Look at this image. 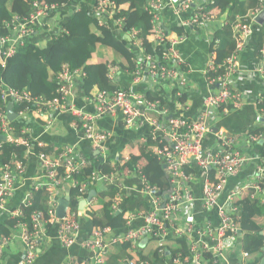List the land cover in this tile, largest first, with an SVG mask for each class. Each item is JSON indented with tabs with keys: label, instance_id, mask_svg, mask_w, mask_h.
<instances>
[{
	"label": "built area",
	"instance_id": "1",
	"mask_svg": "<svg viewBox=\"0 0 264 264\" xmlns=\"http://www.w3.org/2000/svg\"><path fill=\"white\" fill-rule=\"evenodd\" d=\"M215 0H150L152 15V31L159 41H170V53L166 63L158 64L151 56L139 49L136 53V67L131 72L134 85H142L144 88H152L160 85L162 81L170 80L172 88L186 91L189 85L187 72L189 64L176 44H183L187 41L188 34L176 35L169 32L166 24L167 19L177 25L192 29L195 32H205L207 28L217 22L219 11L210 5ZM56 4L41 3L39 0L31 2V11L28 16L14 17L6 24V34L0 38V51L5 61L6 58L15 54L18 47L34 37L38 29L43 25L48 12L54 9ZM264 9V0L258 1V6L250 10L246 15L237 17L234 25V37L238 44V52L242 51L245 42L253 35L256 18ZM95 13H103L106 17L101 25L111 24L118 31H122L125 24V17L115 18L120 10H115V2L99 0ZM165 17L163 18V16ZM166 18V19H165ZM222 25V23H221ZM139 32L133 30L127 32L126 36L131 38L135 48H139L137 36ZM136 39V41H135ZM205 39L211 43L213 37L205 34ZM261 74L264 77V48L261 50ZM216 53L213 52L210 58L209 72L215 71ZM238 54L228 59L233 71L236 72ZM111 74L114 77L117 66L109 65ZM179 68V69H178ZM238 73V72H237ZM86 73L80 68H71L69 64L57 75L59 84L58 96L53 99L34 97L28 90L5 86L0 83L2 100L4 106L10 102H27L38 112L43 113L45 109L66 112L73 118L71 126L80 133L82 138L91 140L98 149L103 150L106 142L109 143L111 132L100 129L97 121L109 115L120 114L126 128H132L138 124H147L154 137H164L168 143L155 148V152L166 165L170 173L173 187L164 199L159 194V187L153 185L143 172L142 166L136 171L126 170L114 164L110 172L93 171L85 181L74 178L79 174L89 160L81 156L74 145L66 144L59 147L55 153L39 152L38 158L42 169V175L35 182L30 191L26 194L22 204L32 206L33 192L46 187L53 198L50 201V216L34 209L30 213L31 225L20 222L15 232L10 235L0 234V261L4 248L13 241L20 240L24 245L23 260L25 264L35 261L41 241L47 236L49 226L58 221L57 239L63 247H71L77 240L81 229V221L78 211L68 209L64 219H59L56 214L58 205L57 197L65 192V186H80V192L85 194L89 185L95 183L113 184L121 180L125 175L134 173L142 174V185L144 192L149 195L151 209L144 214L145 225L141 229H128L123 236V241L131 240L138 244L147 235L151 234L158 241V250L165 253L167 248L165 240L175 233L178 237H186L188 241V255L179 253L173 260L165 264H223L226 254L235 246L241 236V206L240 199L249 190H252V199L260 201L264 205V153L257 158V169L254 180L242 188L226 190V184L230 177L238 174L246 162L242 155L237 136L227 133L219 128L215 131L212 124L219 109L229 110L232 104L237 107L247 102L248 95L241 91L230 89L229 74L220 75L210 79V85H216L218 91L208 95L203 104L201 113L196 118L181 115L162 120L168 110L159 105L158 102L150 101L143 93L118 90L107 92L96 90L89 100L94 103L96 109L88 112L77 106L74 101V84L76 78H82ZM181 95V91H179ZM258 107L256 120L264 121V108L260 107L262 100L255 101ZM31 108L27 107L18 114L20 122L30 113ZM16 119V120H17ZM12 122L7 115V107H0V146L3 142L24 144L30 146L29 142L17 137ZM214 133L217 139L216 149L210 150L204 146L207 134ZM264 137L263 134L251 135L250 143H258ZM145 139V138H144ZM28 154V153H26ZM193 163L202 172L203 193L198 198L190 186L192 174L186 172V165ZM60 168H64L63 173ZM27 171V163L23 159L15 158L12 162L0 166V206L6 205L15 195L21 180ZM213 171V176H210ZM197 174V171H196ZM226 194V200L221 203L220 197ZM83 198V195H81ZM199 201L200 208L206 212H216L219 223H200L195 217V205ZM92 206V202L88 203ZM114 209H119L114 205ZM20 210L11 212L10 216L17 217ZM135 214V213H134ZM134 214L130 215L128 224ZM166 223L168 225H166ZM104 231H95L83 241V246L94 252L93 259L77 261L70 258L71 264H105L108 253V242L105 240ZM247 256L246 250L244 257ZM129 264H149L142 261H130Z\"/></svg>",
	"mask_w": 264,
	"mask_h": 264
},
{
	"label": "trees",
	"instance_id": "2",
	"mask_svg": "<svg viewBox=\"0 0 264 264\" xmlns=\"http://www.w3.org/2000/svg\"><path fill=\"white\" fill-rule=\"evenodd\" d=\"M32 1L34 0H0V38L6 34L7 22L17 16L21 18L28 16L32 9ZM39 1L42 4L54 3L57 6L49 10L47 18L44 19L43 25L38 29V32L25 45L18 47L13 56L6 58L4 61L2 51H0V83H3L5 86L26 89L34 97L53 99L58 96L57 89L59 84L56 77L63 69V66L69 64L71 68H80L86 73V76L82 77L83 92L86 96H93L96 90L112 93L119 89L127 88L120 81L110 78L109 65L114 64L117 66L121 75L126 73V71L131 74L136 67L135 57L139 49H143L144 53L151 56V59L157 61L158 64H163L167 61L171 43L168 40L159 41L153 34L152 15L147 11L152 9L149 4L150 0H108L115 2L116 11L120 10V13L116 14L115 18L119 16L125 17V24L122 31L113 28L111 24L101 25V21L106 15L103 13H95V8L99 0ZM258 1L215 0L214 4L210 5V8L215 7L219 11L217 22L221 21L222 26H220L215 34H212L213 39L210 43L211 57L213 52L216 53V70L209 72L211 62L208 63V67L205 70V78L209 85L211 84V78L226 74H229L231 83V78L238 74L239 56L243 50L240 52L237 51L238 44L234 37V25L237 22V17L246 15L250 10L256 8ZM45 20L47 21L46 23ZM169 20L172 19H167L166 27L169 32H173L176 35L186 33L189 35L188 28L180 24H174L172 21L169 22ZM52 22H55V24ZM258 27L260 30L257 35L256 52L260 53L262 57L261 50L264 48V25ZM133 30L139 32L137 36L139 48H135L131 38L126 36L127 32L132 33ZM190 30L192 33L195 32L192 29ZM44 32L48 33L46 39L37 42L36 40L39 34ZM180 46L181 43L176 44L178 50ZM236 54H238V58L236 60L237 68L235 72L228 63V59ZM172 86L173 84L170 80H167L162 81L160 85L152 88H143L140 91L148 100L158 102L160 106L167 108L168 112L162 117V120H168L171 117L179 115L186 118L185 114L179 113L178 110L184 107L188 99V87L184 91L172 88ZM210 86L216 89L211 94L218 91L216 85ZM230 89L233 92L239 91L236 88L234 89L232 84H230ZM179 91H181V95H179ZM263 97L264 91L259 95L258 99H263ZM28 105L27 102H16L14 104V111L20 114L22 110L29 107L31 111L27 115H34L38 121L43 120L44 115L49 111L45 109L43 113H40L32 105ZM7 106H4L0 89V107L5 108ZM260 107L264 108V101ZM24 123L17 119L12 122V125L17 137L27 140L30 146L8 141L3 142L0 146V166L12 162L15 158L23 159L27 163L28 156L26 153H34L38 157L41 151L54 154L59 148L53 144L44 145L33 140L27 131H25L27 126ZM253 131L264 133V122L258 125V127H252L251 132ZM166 143L168 141L164 137L160 135L154 137L151 131L148 130L142 139L133 140L131 142L132 149L122 154L114 163L111 161H103L98 156H93L91 157L92 159H88L89 163L83 167L82 171L79 174H74L73 177L85 181L93 171H112L114 164L119 165L123 171H136L142 166L143 172L150 183L159 187V194L165 199L171 191L173 184L170 173L167 168H164L165 163L158 157L155 148L163 146ZM262 148L261 153H264V147L262 146ZM185 167L186 172L192 174L190 186L194 194H196L195 183L198 179L202 180L203 178L202 174H196V171L200 168L193 163ZM63 171L64 168H60V172L63 173ZM134 174L139 175L142 179V174ZM213 174L214 172L210 171V176H213ZM67 185L70 186L69 191L71 195L68 209L78 211L81 228L84 227L87 238L98 230H117L126 228L127 226L130 227L134 219L138 217L144 219V214L151 209L149 195L145 193L147 203L141 200L139 204H145L146 207L137 211L135 214L133 213L134 217L131 219L130 224H128L130 215L126 206L135 200V195L127 193L118 195V192L114 188H100V185H108L103 183L89 185L85 194L80 192V186H71L69 183ZM92 190H95L96 194L90 200H87ZM252 192V190L247 191L240 199L242 214L241 230L244 241L243 249L247 252V256L244 257L242 264H259L264 256L262 250L264 247V235L262 234L264 231V205L260 201L252 199ZM201 193H203V187ZM81 195H83V198H81ZM52 198L53 196L46 187L34 191L32 206L21 204L19 207L9 210L8 217L0 223V234L10 235V232L13 233L18 229L20 222H26L31 225L30 213L34 209L44 212L49 217L50 201ZM82 200H87V204L83 210L80 209ZM89 202H92V206L88 204ZM114 205L119 209H114ZM15 210H20L22 214L17 217L10 216L11 212ZM166 225L168 224L166 223ZM49 227H52V225ZM131 229L138 230V228ZM146 238L150 242L153 240L157 243V250L144 254L141 247H139L140 242L135 245L131 240H115L108 244L105 264H129L130 261L165 264L173 260L179 253L183 255H188L189 253L186 237L173 235L172 239H176L181 247L180 249L167 248L165 253H161L158 250V241L151 234L147 235ZM169 240L168 238L165 240V246H167ZM126 250L131 252V256L124 259L121 253ZM136 253L138 259L135 260L134 255Z\"/></svg>",
	"mask_w": 264,
	"mask_h": 264
},
{
	"label": "crops",
	"instance_id": "3",
	"mask_svg": "<svg viewBox=\"0 0 264 264\" xmlns=\"http://www.w3.org/2000/svg\"><path fill=\"white\" fill-rule=\"evenodd\" d=\"M53 21V20H52ZM171 20H169L170 22ZM47 21L45 20V23ZM257 22V21H256ZM44 23V27H45ZM55 24V22H52ZM221 21L214 23L210 28H207L205 32L192 33L189 29L188 40L181 44L179 50L183 57L189 64V71L187 78L189 80L188 86V99L184 107L179 108L178 112L185 114L186 117L196 118L203 108L205 98L214 92V87L210 86L205 78V70L208 67L209 59L211 58L210 43L205 39V34L211 35L220 28ZM258 23L255 25L253 35L245 42V47L239 56V72L231 78L232 87L248 95L247 102L235 107L233 104L229 106V110L226 112L223 109H219L212 124L215 125V129L222 128L227 133L237 136L239 139V145L242 155L246 157V162L241 171L229 178L226 184V190L234 188L244 187L246 184L253 182L257 169V158L262 152V146L264 147V137L258 143H250L249 137L251 135L263 134L260 131L251 132L252 127H258L263 124L264 121L256 120L258 107L255 101L258 99L264 91V77L261 74V55L256 52L257 35L260 28ZM48 31V30H47ZM53 31V30H52ZM48 36L47 32L39 34L38 41H44ZM111 70H109V76ZM122 77V78H121ZM112 80H118L127 90L139 92L144 87L142 85H134L132 73L128 71L121 75L117 70ZM121 79V80H120ZM123 88V87H122ZM119 89V90H126ZM216 90V89H215ZM96 92V91H95ZM74 101L77 106L84 108L88 112H93L96 109L94 103L89 100L90 96H86L83 92L82 78H76L74 84ZM262 102L264 101L261 99ZM26 130L28 135L38 141L39 144L44 145H56L60 147L66 144L74 145L81 156L87 159H92L93 156L102 157L103 161H111L114 163L119 157L127 153L132 149L131 142L136 139H142L143 135L151 128L147 124L136 125L134 127L126 128L122 123V117L120 114L115 116L109 115L103 117L97 121V126L100 129L111 132L109 143L106 142L103 150H100L89 139L82 138L80 133L76 131L71 123L73 118L66 112L58 113L57 111H47L43 120L38 121L34 115H26L24 118ZM216 130V131H217ZM217 139L214 133L207 134L204 140V146L207 149H214L216 147ZM28 169L25 176L19 180V188L15 195L4 206H0V223L6 219L9 215V210L19 207L26 194L32 188L34 183L42 175V170L39 164V160L36 154H27ZM197 174H202L201 170H197ZM203 187V179L195 183V192L198 198L201 197ZM100 188H114L118 195L122 193L135 195V200L130 202L126 207L129 215L136 213L146 207L145 204H139V201L143 200L147 203V197L143 189L142 180L139 175H125L121 180L116 181L113 184L100 185ZM70 186H66V191L58 196V200L67 194H70ZM226 194L220 197L221 203L226 200ZM195 217L200 223H219V217L216 212L206 213L200 208V203L197 201L195 205ZM144 226V219L138 217L134 219L130 227L123 229L113 230L110 229L105 234V240L108 244L115 240L123 238L125 233L130 228H142ZM58 221L55 222L52 227H49L47 236L41 241L38 253L35 261L30 264H71L70 258L77 261H83L85 259H93L94 252L86 249L83 246V241L86 237L84 227L81 228L77 236L76 242L69 248L63 247L57 239ZM172 233L168 239L166 248L180 249V244L177 240H173ZM177 236V235H176ZM145 239V238H144ZM143 240V239H142ZM243 232L241 230V236L239 237L235 246L226 254L223 264H242L244 260L243 249ZM150 241L139 247L143 250L144 254H148L153 250H157V244L149 247ZM24 245L20 240H15L13 243L5 249L0 264H25L23 260ZM121 256L125 258L131 256V252L126 250L121 253ZM135 260L138 259L137 253L134 255Z\"/></svg>",
	"mask_w": 264,
	"mask_h": 264
},
{
	"label": "water",
	"instance_id": "4",
	"mask_svg": "<svg viewBox=\"0 0 264 264\" xmlns=\"http://www.w3.org/2000/svg\"><path fill=\"white\" fill-rule=\"evenodd\" d=\"M256 21L257 23L261 26V25H264V10L257 16L256 18ZM7 115L9 117V119L11 121H14L16 120L19 116L18 114L14 111V103L13 102H10L7 106ZM217 129H215L216 131ZM101 160H103L102 157H99ZM164 168H166V166L164 165ZM96 194V191L95 190H92L90 191L89 193V196L87 198V200H90L92 198V196H94ZM70 199H71V195L70 194H67L65 195L64 197L60 198L58 201H59V204L57 206V211H56V214H57V217L59 219H64L65 216H66V213L68 211V208L70 206ZM87 200H82L81 203H80V209L83 210L85 208V205L87 204ZM262 234L264 235V231L262 232ZM147 242V238L143 239L141 241V245L145 244ZM263 253H264V247H263ZM259 264H264V256L263 258L261 259L260 263Z\"/></svg>",
	"mask_w": 264,
	"mask_h": 264
},
{
	"label": "rangeland",
	"instance_id": "5",
	"mask_svg": "<svg viewBox=\"0 0 264 264\" xmlns=\"http://www.w3.org/2000/svg\"><path fill=\"white\" fill-rule=\"evenodd\" d=\"M11 244H12V243H11ZM11 244H10V245H11ZM156 244H157V243H156L155 241L151 240V242H150V244H149V247H152V246H154V245H156ZM10 245H9V246H10ZM9 246H8V247H9ZM5 249H7V247L4 248V251H5Z\"/></svg>",
	"mask_w": 264,
	"mask_h": 264
}]
</instances>
